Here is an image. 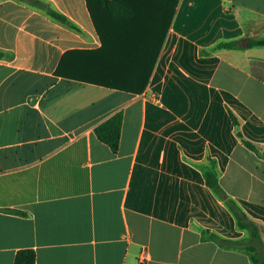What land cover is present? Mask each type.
<instances>
[{
	"label": "crops",
	"instance_id": "crops-1",
	"mask_svg": "<svg viewBox=\"0 0 264 264\" xmlns=\"http://www.w3.org/2000/svg\"><path fill=\"white\" fill-rule=\"evenodd\" d=\"M39 1L66 20L0 0V264L21 250L36 264H142L143 250L145 264H264V47L248 46L264 40V0H179L141 94L68 78L72 53L102 46L92 14ZM118 112L114 153L95 130ZM212 162L260 226L257 252L207 186Z\"/></svg>",
	"mask_w": 264,
	"mask_h": 264
},
{
	"label": "trees",
	"instance_id": "trees-1",
	"mask_svg": "<svg viewBox=\"0 0 264 264\" xmlns=\"http://www.w3.org/2000/svg\"><path fill=\"white\" fill-rule=\"evenodd\" d=\"M23 1L44 9L48 15L57 20L63 22L66 20L39 0ZM86 1L102 46L94 51L72 53L79 57L72 62L70 69L75 76L68 75L67 77L111 89L141 94L150 79L179 0ZM148 28L150 29V41L142 39V37L147 38L145 33H147ZM148 45L151 49H155V55H151L150 58L147 55ZM248 46L264 47V40H251ZM218 47L234 49L236 43L221 44ZM142 48L146 49L141 50ZM69 56L71 53L62 60V69ZM1 57L2 54L0 53ZM231 118L238 129L236 118L233 115ZM122 124L123 113L118 112L95 130L97 138L109 146L114 153L119 151ZM237 135L248 149L259 154L257 148L246 141L239 131ZM204 178L207 186L225 202L235 216L238 227L250 234L249 243L242 241L237 244L242 245L249 252H257L253 244L261 240L260 226L252 221L221 188L213 162L211 166L204 169ZM211 238L219 243L233 244L214 234L211 235ZM253 260L255 263L261 264L255 256ZM14 264H36V253L33 250L19 251L15 256Z\"/></svg>",
	"mask_w": 264,
	"mask_h": 264
},
{
	"label": "built area",
	"instance_id": "built-area-1",
	"mask_svg": "<svg viewBox=\"0 0 264 264\" xmlns=\"http://www.w3.org/2000/svg\"><path fill=\"white\" fill-rule=\"evenodd\" d=\"M149 261V253L147 250H143L140 255V262L145 264Z\"/></svg>",
	"mask_w": 264,
	"mask_h": 264
}]
</instances>
